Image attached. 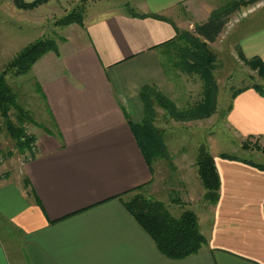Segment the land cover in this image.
I'll return each instance as SVG.
<instances>
[{"label": "crops", "instance_id": "1", "mask_svg": "<svg viewBox=\"0 0 264 264\" xmlns=\"http://www.w3.org/2000/svg\"><path fill=\"white\" fill-rule=\"evenodd\" d=\"M220 3L139 0L128 11L96 8L82 26L66 27L56 54L34 64L51 125L35 136L30 160L0 164V264H264V171L256 167L264 164L224 158L212 143L220 188L211 205L201 201L195 163H175L170 190L185 208L199 204L194 214L206 241L184 259L164 257L123 204L140 187L164 191L135 130L147 115L144 90L172 101L164 63L173 48L165 44L206 23ZM240 34L241 54L264 64V15ZM223 127L241 143H264V97L253 89L235 96Z\"/></svg>", "mask_w": 264, "mask_h": 264}, {"label": "rangeland", "instance_id": "2", "mask_svg": "<svg viewBox=\"0 0 264 264\" xmlns=\"http://www.w3.org/2000/svg\"><path fill=\"white\" fill-rule=\"evenodd\" d=\"M33 1L23 0L24 3ZM138 1L48 0L34 9L23 10L19 9L13 0H0V76H4L6 84L15 96L18 108H10L5 118L0 113L2 162H17L20 165L23 161L21 156L26 152L18 149L16 138L8 129L9 125L15 130L21 129L28 137L33 138L51 125L46 119L42 96L31 72L17 75L14 69L9 68L16 55L39 41H52L56 45L63 41L68 26L63 27L61 22L70 14L77 13L84 20L85 15L93 9L103 7L106 12L113 9L128 11L130 8L134 9ZM249 1L222 0L220 8L215 11L224 13L227 23L216 41L207 44L215 59L211 70L214 108L209 117L193 119L196 114L193 110L204 104V85L200 74L185 73L173 68L177 61L174 48L166 55L167 73L173 80L172 101L169 102L175 114L180 118L185 116L186 119L178 120L159 105L157 97H150L154 113L151 128L159 135L164 145L163 154L160 157L156 156L152 165L154 172L159 174L164 183V191L152 194L150 189L142 188L125 196V202L140 195L148 201L163 203L174 218L180 217L184 211L199 212V204L195 203L185 208L186 204L176 195V191L170 190L177 186L178 176L175 174L174 165L186 162L195 163L196 166L200 147L206 148L209 152L212 143L223 155L264 164V156L253 147L255 144L263 146L262 141L248 142L250 148L248 151L256 154L246 153L247 150L241 148L242 143L223 127L225 114L236 91L254 86L260 87L264 93V80L258 75L257 69H251L241 59L237 45L242 29L257 24V18L264 15V0ZM185 32L187 31L181 33ZM161 96L165 98L162 94ZM18 117H21V121H18ZM199 186L203 192L201 184ZM176 201L180 204H175ZM201 201H205L204 197Z\"/></svg>", "mask_w": 264, "mask_h": 264}, {"label": "trees", "instance_id": "3", "mask_svg": "<svg viewBox=\"0 0 264 264\" xmlns=\"http://www.w3.org/2000/svg\"><path fill=\"white\" fill-rule=\"evenodd\" d=\"M48 0H34L31 3H24L23 0H13L14 4L23 10L34 9L38 5L46 3ZM256 0H250L254 2ZM224 13L215 12L210 19L194 28L193 33L177 32L174 40L165 45L174 48L177 61L173 68L185 73L196 72L200 74L201 81L204 85V104L197 106L193 113H196L193 119L207 118L213 113V80L211 78V70L213 69L214 56L208 50L207 44L214 43L222 33L226 25ZM61 25L63 27L70 25H83V18L77 13L70 14L65 17ZM53 52L57 53V45L52 41H39L33 45L24 48L16 55L9 68L14 69L17 75L28 74L34 64L45 54ZM240 57L251 69H257L258 75L264 80V64L259 58L246 60L240 53ZM164 63V70L167 73V67ZM253 89L264 97V93L260 87H245L236 91L233 99L238 94ZM157 97V101L162 108H165L178 120L179 115L175 114L171 103L163 98L154 90L146 89L142 92L141 97L146 105V119L144 124L136 128V137L140 151L148 167L156 156H161L164 151V145L159 135L151 128L154 113L152 112V104L150 97ZM10 108L18 109L16 106L15 96L9 86L6 84L4 76H0V113L5 118ZM21 112V111H20ZM192 113V112H191ZM192 113V114H193ZM21 116V114H20ZM21 121V117L17 118ZM11 135L16 138V144L21 152L25 150L31 151L35 138L28 137L21 129L15 130L9 125ZM258 141V140H257ZM264 156V145L255 144L253 146ZM243 150H248L249 143L243 142L241 145ZM0 152V160H2ZM224 158L235 160L233 157L224 156ZM264 171V167L256 166ZM197 175L205 190L204 200L215 205L218 201V192L220 188V180L214 165V159L206 148L200 147L196 160ZM143 187L134 191L141 190ZM133 191V192H134ZM180 204L179 201L174 202ZM124 207L140 227L153 240L158 251L166 258L172 260H180L197 254L206 244L205 238L201 235L198 228L197 218L193 212L184 211L180 217L174 218L170 215L165 205L161 202H151L140 195L134 196L129 202H124Z\"/></svg>", "mask_w": 264, "mask_h": 264}, {"label": "built area", "instance_id": "4", "mask_svg": "<svg viewBox=\"0 0 264 264\" xmlns=\"http://www.w3.org/2000/svg\"><path fill=\"white\" fill-rule=\"evenodd\" d=\"M31 159V152H26L25 154H24V156H23V158H22V163H24L25 161H28V160H30ZM1 162H2V160H0V164H1Z\"/></svg>", "mask_w": 264, "mask_h": 264}]
</instances>
